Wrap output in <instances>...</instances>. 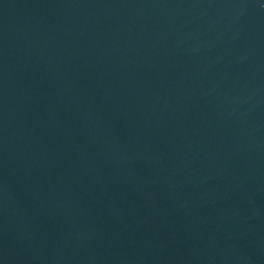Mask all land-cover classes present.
I'll list each match as a JSON object with an SVG mask.
<instances>
[{"label":"water","instance_id":"obj_1","mask_svg":"<svg viewBox=\"0 0 264 264\" xmlns=\"http://www.w3.org/2000/svg\"><path fill=\"white\" fill-rule=\"evenodd\" d=\"M0 264H264V0H0Z\"/></svg>","mask_w":264,"mask_h":264}]
</instances>
